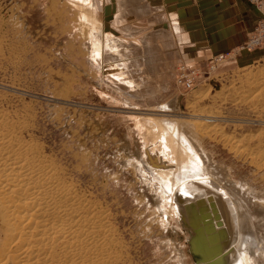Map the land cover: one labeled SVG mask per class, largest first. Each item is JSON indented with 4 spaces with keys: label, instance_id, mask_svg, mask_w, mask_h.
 <instances>
[{
    "label": "rangeland",
    "instance_id": "rangeland-1",
    "mask_svg": "<svg viewBox=\"0 0 264 264\" xmlns=\"http://www.w3.org/2000/svg\"><path fill=\"white\" fill-rule=\"evenodd\" d=\"M256 11L247 42L259 30L264 34V6ZM102 12L95 16L103 33L125 40L109 29L108 9ZM83 15L91 17L79 0H0V111L8 113L22 139L39 149L63 181L107 214L116 243L111 264H198L191 230L140 163L147 145L142 127L150 124L146 118H168L184 124L193 138L198 132V148L229 187L254 194L264 207L263 169L221 140L223 135L243 140L253 152L257 145L264 147V106L240 104L235 97L247 74L264 73V41L250 51H238L245 41L211 54H194L185 45L178 53L189 49L188 57H177L175 50L168 71L155 78L161 88L157 100L140 101L120 93L101 68L92 66L94 25ZM145 16L154 26V14ZM152 29L144 31L156 34L160 43L163 30ZM228 51L227 60L213 64V57ZM181 66L194 73L190 87L176 82ZM170 101L176 105L169 112L157 109ZM207 112L214 118H204ZM208 127L213 131L206 132ZM256 135L260 141L246 142Z\"/></svg>",
    "mask_w": 264,
    "mask_h": 264
},
{
    "label": "bare ground",
    "instance_id": "bare-ground-1",
    "mask_svg": "<svg viewBox=\"0 0 264 264\" xmlns=\"http://www.w3.org/2000/svg\"><path fill=\"white\" fill-rule=\"evenodd\" d=\"M255 1L259 9L264 6V0ZM116 2L122 21L145 10L141 0ZM79 5L91 15L82 19L94 25L89 51L92 66L101 68L103 78L128 98L156 101L161 88L155 78L168 71L157 35L144 32L134 38L139 30L129 24L123 26V37L134 41L104 34L95 16L96 0H79ZM244 78L237 102L264 106V73ZM173 105L175 101H170L157 109L167 113ZM212 114L203 117L212 119ZM146 120L150 124L141 126L147 145L140 152V163L191 230V250L200 256L198 264H264V207L254 194L229 187L219 168H213L198 148V132L193 138L175 120ZM18 128L7 112L0 111V264L113 263L116 243L107 214L63 181L39 149L22 139ZM221 138L225 145L234 144L236 155H245L264 171V147L257 145L253 152L243 140ZM260 139L256 135L245 140Z\"/></svg>",
    "mask_w": 264,
    "mask_h": 264
},
{
    "label": "crops",
    "instance_id": "crops-1",
    "mask_svg": "<svg viewBox=\"0 0 264 264\" xmlns=\"http://www.w3.org/2000/svg\"><path fill=\"white\" fill-rule=\"evenodd\" d=\"M141 4L145 10L138 12L139 16L125 17L124 21L119 17L116 0H96L95 13L101 15L104 13L103 9H108L106 21L109 29L122 36H125L124 24L139 30L134 38H139L145 29L148 31L147 29L151 30L154 26L157 31L163 30L161 42L158 43L166 63L172 60L175 50L176 56H182L185 60L191 51L194 54H211L243 44L259 16L256 11L258 7L247 0H141ZM147 14H154V26L145 16ZM123 38L127 41V37ZM128 41L134 40L131 38ZM185 45L190 47L191 51L182 49L179 54V49Z\"/></svg>",
    "mask_w": 264,
    "mask_h": 264
},
{
    "label": "built area",
    "instance_id": "built-area-1",
    "mask_svg": "<svg viewBox=\"0 0 264 264\" xmlns=\"http://www.w3.org/2000/svg\"><path fill=\"white\" fill-rule=\"evenodd\" d=\"M250 2H253L254 0H249ZM254 5H260V3L256 2L254 3ZM264 41V34H262V30H259L258 32L254 33L251 38H249V41L240 46L238 48V51L240 52H244V51H247V50H250L252 49V47L254 46H257V45H260L261 42ZM231 54V51H228V52H224L220 55H217L215 57H213V64L214 65H218L220 64L221 62L225 61L228 59V57L230 56ZM214 66L212 65V68ZM179 75L177 76V79H176V82L177 83H180V84H183V85H186L187 87H190V85L192 84L193 80L195 79V77H193V74L190 75L189 73L186 72L185 70V67L184 66H181L180 68V71L178 73Z\"/></svg>",
    "mask_w": 264,
    "mask_h": 264
}]
</instances>
